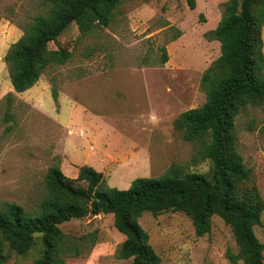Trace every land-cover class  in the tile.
<instances>
[{"label": "rangeland", "instance_id": "obj_1", "mask_svg": "<svg viewBox=\"0 0 264 264\" xmlns=\"http://www.w3.org/2000/svg\"><path fill=\"white\" fill-rule=\"evenodd\" d=\"M195 1L192 9L188 0H127L109 27L87 35L71 24L49 43L50 49L70 51L69 60L18 93L5 56L24 28L46 12L47 0H0V206L8 201L36 208L53 165L72 178L79 167L91 165L105 184L120 189L137 177H158L173 163L209 171V160L192 162L196 145L182 139L173 122L206 100L201 78L221 53L220 42L207 34L228 0ZM175 29L181 35L170 40ZM262 38L264 51V27ZM162 45L169 59L159 65ZM236 124L238 150L264 199V106L247 108ZM140 223L161 264H229L227 250L238 252L231 226L218 215L204 236L183 211L145 212ZM60 227L72 239L96 237L92 248L66 264H132L120 255L125 236L113 214L88 215ZM255 233L264 242V212ZM37 255V246L26 254L9 251L4 264H32Z\"/></svg>", "mask_w": 264, "mask_h": 264}, {"label": "trees", "instance_id": "obj_2", "mask_svg": "<svg viewBox=\"0 0 264 264\" xmlns=\"http://www.w3.org/2000/svg\"><path fill=\"white\" fill-rule=\"evenodd\" d=\"M127 0H47V10L24 28L5 60L15 92H24L53 65L65 64L71 52L50 49L67 28L76 23L81 35L109 27L116 9ZM192 9L195 0H188ZM264 0H228L217 27L207 34L220 42L221 53L204 71L201 88L206 100L180 113L173 122L182 139L196 145L192 162L209 160L207 173L187 171L171 164L158 177L135 178L127 189L104 183L103 173L91 165L79 167L75 178L53 165L46 175V192L34 209L15 202L0 206V264L9 251L26 254L37 246L32 264H66L92 248L96 237L74 238L60 225L88 215L113 214L114 226L124 234L120 247L132 264H161V257L141 225L145 212L159 215L183 211L195 232L204 236L212 229V217L220 216L232 228L238 252L229 248V264H264V242L255 233L262 224L264 199L254 183L252 170L237 147V117L247 108L264 106ZM175 29L170 40L179 38ZM159 65L168 59L160 46ZM13 96H7L8 117ZM13 116V115H12ZM248 182H253L247 187Z\"/></svg>", "mask_w": 264, "mask_h": 264}]
</instances>
